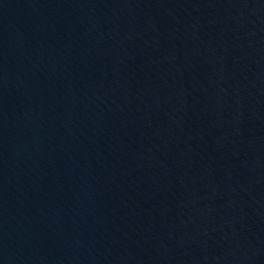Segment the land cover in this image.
<instances>
[{
  "label": "water",
  "instance_id": "95a60500",
  "mask_svg": "<svg viewBox=\"0 0 264 264\" xmlns=\"http://www.w3.org/2000/svg\"><path fill=\"white\" fill-rule=\"evenodd\" d=\"M0 264H264V0H0Z\"/></svg>",
  "mask_w": 264,
  "mask_h": 264
}]
</instances>
